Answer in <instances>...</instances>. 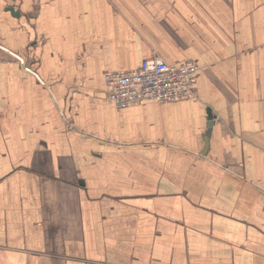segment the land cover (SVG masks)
I'll list each match as a JSON object with an SVG mask.
<instances>
[{"label":"crops","instance_id":"1","mask_svg":"<svg viewBox=\"0 0 264 264\" xmlns=\"http://www.w3.org/2000/svg\"><path fill=\"white\" fill-rule=\"evenodd\" d=\"M0 264H264V0H0Z\"/></svg>","mask_w":264,"mask_h":264},{"label":"built area","instance_id":"2","mask_svg":"<svg viewBox=\"0 0 264 264\" xmlns=\"http://www.w3.org/2000/svg\"><path fill=\"white\" fill-rule=\"evenodd\" d=\"M200 69L193 62L173 66L154 57L143 61L138 69L107 73L106 96L121 109L149 100L171 102L197 98Z\"/></svg>","mask_w":264,"mask_h":264},{"label":"water","instance_id":"3","mask_svg":"<svg viewBox=\"0 0 264 264\" xmlns=\"http://www.w3.org/2000/svg\"><path fill=\"white\" fill-rule=\"evenodd\" d=\"M11 9V11L13 12V8H10ZM14 13H17V12H14ZM209 135V134H208Z\"/></svg>","mask_w":264,"mask_h":264}]
</instances>
